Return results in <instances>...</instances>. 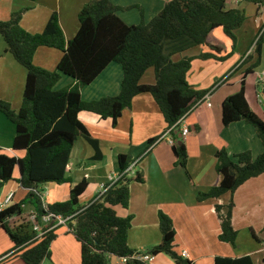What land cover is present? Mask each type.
<instances>
[{
	"label": "trees",
	"instance_id": "1",
	"mask_svg": "<svg viewBox=\"0 0 264 264\" xmlns=\"http://www.w3.org/2000/svg\"><path fill=\"white\" fill-rule=\"evenodd\" d=\"M34 1V0H32ZM260 5L263 0H249ZM228 0H171L150 22L128 25L117 12L121 10L111 0H90L79 14L78 34L66 42L59 16L54 13L41 34L24 30L21 21L26 10L13 13L8 21L0 20V36L7 51L27 70L23 105L15 111L11 105L0 100V113L15 126L13 151L25 152L20 158L1 153L0 192L14 180L19 171V184L29 193L20 203L0 212V230L5 231L13 245V253L0 264H42L52 256V244L57 231H51L41 239L23 215L24 206H32L41 217L47 214L40 187L46 184L63 185L70 182L69 163L79 138L85 139L95 150L94 160H101L99 141L94 139L80 121L81 112H91L103 119H112L117 126L125 110L131 109L135 97L150 94L164 116L167 128L175 140L172 146L176 165L187 169L188 151L176 127L178 121L211 91H198L187 80L193 59L173 61V57L199 46H205L221 56L226 52L224 43L215 36L217 29L237 43L235 31L246 21L240 9H228ZM125 9V10H129ZM262 34V33H261ZM263 34L255 44L256 63L246 70L240 90L228 97L222 105L224 127L238 122L252 125L264 147V120L250 107L246 98V78L261 63ZM56 49L62 58L55 72L34 65L40 48ZM213 56L218 60L226 57ZM202 59L212 58L204 54ZM118 63L123 69L120 93L116 97L86 102L82 90L91 85L109 65ZM154 69L156 83L143 85L146 72ZM63 76L74 80V85L56 90ZM157 139L150 140L152 146ZM216 171L221 177L218 185L208 192L198 194V202L218 200L227 193L235 192L249 180L264 174V152L256 159L250 151L231 157L226 149L216 153ZM133 164L127 155L118 157L122 178L110 188L106 196L89 206L80 204L81 196L88 189L84 180L71 189L70 200L49 205V212L63 217L76 215L71 224L72 234L81 243V264H113L114 260L126 259V264H148L137 258L139 252L128 243L133 217H120L115 208L128 209L130 185L145 183L142 173L127 172ZM217 205L216 212L221 224V242L236 247L238 232L233 225L235 202L231 198L226 206ZM17 218L16 224H10ZM162 233L161 243L148 253L164 254L176 264H192L180 256L175 248L176 230L173 220L163 212L159 214ZM252 235L256 238L253 230ZM215 264H255L250 255L237 259L217 257Z\"/></svg>",
	"mask_w": 264,
	"mask_h": 264
},
{
	"label": "crops",
	"instance_id": "2",
	"mask_svg": "<svg viewBox=\"0 0 264 264\" xmlns=\"http://www.w3.org/2000/svg\"><path fill=\"white\" fill-rule=\"evenodd\" d=\"M171 0H111L121 10L117 12L126 24L138 25L144 20L150 23ZM90 0H0V20L8 21L13 13L26 10L21 26L31 34H41L54 13L59 16L60 26L66 42H70L79 32V14ZM129 10H125L128 9ZM228 9H240L246 14L243 26L235 31L237 43L233 42L222 29L215 31L226 52L219 56L205 46L195 47L176 57L178 61L192 58V68L187 80L198 91H211L208 103L195 108L178 128L186 127L189 135L184 139L188 151L187 169L176 165L167 124L156 101L150 94L134 98L131 109L125 110L114 126L112 119H103L91 112H81L80 121L87 127L94 139L99 141L103 158L94 160V148L83 138L74 146L68 170L71 183L46 184L40 187L44 202L48 205L70 200L71 189L86 180L88 189L80 198L82 206L90 205L97 197L102 184L120 175L118 157L127 155L133 164L138 161L134 172H140L145 183L130 185L128 209L116 207L120 217H133L129 231V246L141 253H148L162 241L159 224L160 212L168 215L176 230L175 250L192 264H215L217 257L237 259L250 255L255 264H264V174L249 180L235 194L227 193L218 200L198 202L200 192H208L218 185L221 177L216 171V153L226 149L231 157L250 151L254 159L264 147L255 128L245 122L224 127L222 122L223 102L236 94L241 87L244 71L257 61L255 44L260 34L264 39V0L260 5L249 0H228ZM204 54L212 58L202 59ZM56 49L40 48L34 58V65L49 72H55L62 58ZM213 56L226 57L218 60ZM173 57V58H175ZM247 63V64H246ZM264 72V45L261 63L246 78V98L252 110L264 120V93L259 89V75ZM257 79L256 99L250 93L253 85L249 76ZM27 70L7 51V45L0 36V100L18 111L23 105ZM123 69L112 63L89 86L82 90L86 102L116 97L120 93ZM156 83L155 71L150 69L141 80L143 85ZM74 85V80L63 76L56 90ZM15 126L0 113V149L10 156L24 157L25 152L13 151ZM157 141L150 146V140ZM159 140V141H158ZM19 171L14 180L7 183L0 197L15 193L14 204L23 201L29 191L21 187ZM233 198L235 210L233 225L238 232L236 247L220 241L221 224L216 206H226ZM34 212L32 206L23 207V215ZM13 218L10 224H16ZM256 234L253 237L252 231ZM57 239L52 244V256L42 264H81V243L65 228L57 230ZM14 245L9 235L0 230V261L13 253ZM8 264H13L9 262ZM113 264H123L114 260ZM148 264H176L167 255L153 256Z\"/></svg>",
	"mask_w": 264,
	"mask_h": 264
},
{
	"label": "built area",
	"instance_id": "3",
	"mask_svg": "<svg viewBox=\"0 0 264 264\" xmlns=\"http://www.w3.org/2000/svg\"><path fill=\"white\" fill-rule=\"evenodd\" d=\"M259 89L261 92L264 93V72L260 73L259 75ZM211 96V92L208 93L201 101H199L196 105H194L177 123L176 127L179 128L187 119V117L191 114V112L197 108L198 106H201L202 104H207L208 106H211L210 103H208L209 99ZM183 130H180L182 138H185L189 135V130L186 127H183ZM165 137H169V143L173 146L175 144V140L171 136V130L169 129L167 134H165ZM159 141V140H158ZM138 164V161L132 164L127 172H130L134 174V170ZM122 178V175L120 174L118 177H114L110 179V182L107 184H102L100 186V190L97 194L96 199L92 202H97L101 201L106 194L109 192L110 188L114 186L120 179ZM42 200L44 204V209L47 211V214L42 215L41 217L34 211L29 215V222L32 225L33 231L37 234L35 239H41L43 238L46 234H48L51 231H57L61 228H65L68 233H72L73 229L71 227V224H75V217L76 215L69 216V217H63L61 215H55L53 213L49 212V205L44 202V196L42 192ZM14 199H15V193L10 192L8 195L4 197H0V212H3L10 208L12 205H14ZM91 203V204H92ZM90 204V205H91ZM89 206V205H88ZM137 258L140 261L149 263L153 256L150 255L149 253H141L139 252L137 254ZM123 264H126L127 260L126 259H121L120 260Z\"/></svg>",
	"mask_w": 264,
	"mask_h": 264
},
{
	"label": "rangeland",
	"instance_id": "4",
	"mask_svg": "<svg viewBox=\"0 0 264 264\" xmlns=\"http://www.w3.org/2000/svg\"><path fill=\"white\" fill-rule=\"evenodd\" d=\"M263 34V33H262ZM262 34H260V36L262 35ZM259 36V37H260ZM259 39V38H258ZM257 39V40H258ZM254 55H256V54H254ZM176 57H178V58H180L181 57V55L179 54V55H176ZM173 58V61H177L178 59L177 58ZM247 64V63H246ZM245 72L246 71H244V74H245ZM244 74H243V76H244ZM248 81L249 82H251L252 84H254L253 85V89H250V93H252V95H254V97L256 96V93H255V91H256V85H257V79H256V77L255 76H249V78H248ZM254 99H256L257 100V98L255 97Z\"/></svg>",
	"mask_w": 264,
	"mask_h": 264
}]
</instances>
